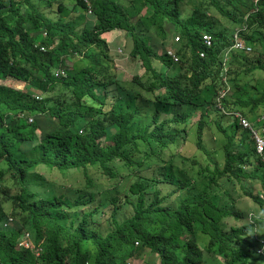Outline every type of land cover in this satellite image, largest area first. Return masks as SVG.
Instances as JSON below:
<instances>
[{
	"label": "trees",
	"instance_id": "1",
	"mask_svg": "<svg viewBox=\"0 0 264 264\" xmlns=\"http://www.w3.org/2000/svg\"><path fill=\"white\" fill-rule=\"evenodd\" d=\"M73 1L0 0V264H254L264 215L235 191L264 213V154L231 117L262 114L246 87L264 72V0ZM237 27L250 50L232 48ZM113 31L141 66L127 79ZM37 167L109 184L87 173L68 196ZM144 253L157 260L133 263Z\"/></svg>",
	"mask_w": 264,
	"mask_h": 264
},
{
	"label": "rangeland",
	"instance_id": "2",
	"mask_svg": "<svg viewBox=\"0 0 264 264\" xmlns=\"http://www.w3.org/2000/svg\"><path fill=\"white\" fill-rule=\"evenodd\" d=\"M63 2L65 3L67 9H69V10L72 9V5L74 3L73 0H63ZM62 16L66 17V18H74L75 17L77 19L76 11L75 12L74 11L66 12ZM87 19H90V18L87 17ZM115 33L117 34V31ZM107 39H109V35L107 36ZM123 39H124V42L122 45H120V41H118V39L116 41L112 40V42L109 45V48H110V53L115 54L114 56L116 58V60H115L116 71L119 74H123L127 79L134 69H138L139 71H141V66L136 61H132L130 59V57H128V55H127V50L129 49L128 48V39H127V37H123ZM154 42H155V39L152 40V43H154ZM168 43H170V40H168L167 44ZM119 47H120V51H117V49ZM167 48H169V45L167 46ZM66 65L70 66L71 62L66 60ZM248 80H249V84L247 85L246 88L249 89L250 93L255 92V93H257V96H259L260 93L264 89V72L261 70H255L252 74H249ZM260 108H261L262 115H264V103L260 104ZM196 119H197V117L194 118V121ZM214 134H215V139L217 142L223 141L219 136L216 135V131L214 132ZM192 138L193 137H190V139H192ZM179 150H180V148H177V151H179ZM195 152H196L195 146L193 144H189L187 146V148L185 150H183L182 154L187 156V157H190ZM35 173L38 175V181L39 182H43V181L44 182L45 181L50 182V183H52L51 185L56 188L58 193H62L64 195H68V196H71L69 194V191L72 188H75L73 186H79L82 183H84L85 175L87 173L89 174V176L93 177L94 180H96L100 177L97 181V185L99 184V181H101V185L103 184L102 185L103 187H106L109 184V182L104 181V179L97 172H92L91 170H88L86 173H84L83 170H81V169L69 170V171L64 173V172L59 171V170H49V169H46L45 167H37L35 169ZM34 178H36V177H34ZM182 178L188 179L192 183L193 186H195V187L197 186V181H196L195 177H189L186 173H184V174H182ZM124 182H125V180L122 179L120 182V186H122L124 184ZM31 183H35V180L31 179ZM109 191H111V189ZM111 192H113V191H111ZM235 193H239L240 194L239 199L242 200V202H240V204L236 205V206H240L243 209L250 207V208H254V211H257V205L254 204L249 199V197L243 195L241 190L237 189L235 191ZM107 194H109V192H107ZM111 196L112 195H110L109 197H111ZM112 206L113 205L111 203L107 202L106 207L103 208V211L105 213H110ZM237 208H239V207H237ZM118 211H119L118 217L124 216L123 214L120 215L121 212L123 211L122 208H119ZM258 235H260V237H262L264 239V231H259ZM24 243H25V240H19L18 241V245H21ZM143 260L156 261L157 257H156V255H153V254L144 253L140 258L134 259L133 263H140ZM253 263L254 264H262L263 263L262 257L256 256L254 258Z\"/></svg>",
	"mask_w": 264,
	"mask_h": 264
},
{
	"label": "clouds",
	"instance_id": "3",
	"mask_svg": "<svg viewBox=\"0 0 264 264\" xmlns=\"http://www.w3.org/2000/svg\"><path fill=\"white\" fill-rule=\"evenodd\" d=\"M243 29V27H237V28H234V32H233V38H234V33L237 31L238 33V37L241 39L240 37V31ZM203 34H208V33H203ZM202 34V35H203ZM202 35L200 36L201 37V42L204 44V42L202 41ZM210 35V34H208ZM211 37V44H212V36L210 35ZM174 40V38H173ZM176 42V41H174ZM233 43H234V39H233ZM207 46V45H205ZM211 46V45H210ZM232 48H233V45H232ZM170 49V48H169ZM234 49V48H233ZM172 50V49H171ZM230 50V49H229ZM237 50V49H235ZM117 51H120V47L117 49ZM228 51V50H227ZM238 51H241V50H238ZM201 53H203V56H204V52H200L199 55L201 56ZM225 54L227 55V52L224 53V56ZM202 57V56H201ZM231 90L229 88H225L224 90H222L218 96L216 97V107L221 109L222 111L224 110L221 106V101L228 95V93H230ZM234 119V121L237 122L238 125L241 126L242 129H247L249 130V133H250V136H251V139L254 141V145H255V151L256 153L259 155V156H263L264 154V148H263V151L261 153L257 152V149H256V142H255V137L254 135L257 133V132H260L261 128L263 129L262 131V135L264 137V115H260L259 117H257L255 119V122H250L245 116L242 115V113L240 111H235L234 113H232V117ZM244 122H247L249 124V126H244L243 123ZM255 131V132H254ZM260 201H264V191H260V190H257L256 191ZM258 208V207H257ZM264 215V213H261L259 212L258 210L257 211H254L252 212V215L253 216H256L258 217V215ZM262 227H264V225H262ZM257 227L254 226L253 227V232H254V235H253V238L255 240V254L257 256H260L262 257V259H264L262 255H264V239L262 237H260V235H258L257 233ZM262 264H264V260H262Z\"/></svg>",
	"mask_w": 264,
	"mask_h": 264
},
{
	"label": "built area",
	"instance_id": "4",
	"mask_svg": "<svg viewBox=\"0 0 264 264\" xmlns=\"http://www.w3.org/2000/svg\"><path fill=\"white\" fill-rule=\"evenodd\" d=\"M87 2L88 6H90V3L88 0H84ZM90 12V10H89ZM178 38L177 37H174V41H177ZM202 41L204 42L205 45L207 46H210L211 45V37L210 35L208 34H203L202 35ZM233 48L234 49H237V50H250V47L244 45V42L242 39H240L238 37V33L237 31L234 33V43H233ZM41 50H43V46L40 47ZM167 54L169 56H171L174 61H177V58L176 56L172 53L171 49H167ZM201 56H203V53H201ZM226 56V54H225ZM64 75V71L63 69L61 68H58L55 72V76L59 77V76H63ZM38 98V97H37ZM31 121V119H29ZM244 126H249V124L247 122H244L243 123ZM262 131L263 129L261 128L260 132H257L254 137H255V142H256V149H257V152L261 153L263 151V148H264V137L262 135ZM9 220H11V218H9ZM22 240H25L24 238ZM18 245V244H17ZM19 246H23V247H28V243L26 242L25 240V243L24 244H21Z\"/></svg>",
	"mask_w": 264,
	"mask_h": 264
},
{
	"label": "crops",
	"instance_id": "5",
	"mask_svg": "<svg viewBox=\"0 0 264 264\" xmlns=\"http://www.w3.org/2000/svg\"><path fill=\"white\" fill-rule=\"evenodd\" d=\"M108 35L109 34H105L104 37L107 38ZM123 37H125V33H123V32L118 33L117 32V34H116L115 32H113L111 35H109V39H107V40L109 43H111L112 40L116 41L118 39V41H120V45H122L124 42Z\"/></svg>",
	"mask_w": 264,
	"mask_h": 264
}]
</instances>
